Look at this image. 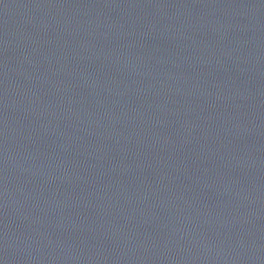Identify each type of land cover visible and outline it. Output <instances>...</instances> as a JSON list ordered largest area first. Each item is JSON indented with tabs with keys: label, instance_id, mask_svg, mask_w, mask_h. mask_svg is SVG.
Wrapping results in <instances>:
<instances>
[{
	"label": "water",
	"instance_id": "obj_1",
	"mask_svg": "<svg viewBox=\"0 0 264 264\" xmlns=\"http://www.w3.org/2000/svg\"><path fill=\"white\" fill-rule=\"evenodd\" d=\"M0 264H264V0H0Z\"/></svg>",
	"mask_w": 264,
	"mask_h": 264
}]
</instances>
